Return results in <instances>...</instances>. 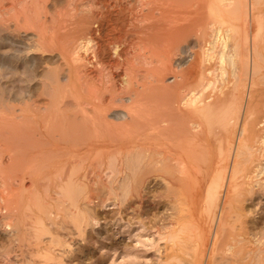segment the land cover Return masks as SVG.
I'll list each match as a JSON object with an SVG mask.
<instances>
[{
	"label": "bare ground",
	"instance_id": "1",
	"mask_svg": "<svg viewBox=\"0 0 264 264\" xmlns=\"http://www.w3.org/2000/svg\"><path fill=\"white\" fill-rule=\"evenodd\" d=\"M195 8L198 28L177 24ZM107 14L110 36L98 27ZM185 37L197 47L171 87ZM24 48L65 67L42 71L47 105L16 113L5 94L36 75ZM104 49L125 59L117 81L99 69ZM147 77L161 90L151 100ZM0 107V264H55L94 218L93 188L108 199L118 174L138 203L147 179L164 181L158 264H264V231L247 227L244 205L264 194V0H0Z\"/></svg>",
	"mask_w": 264,
	"mask_h": 264
},
{
	"label": "rangeland",
	"instance_id": "2",
	"mask_svg": "<svg viewBox=\"0 0 264 264\" xmlns=\"http://www.w3.org/2000/svg\"><path fill=\"white\" fill-rule=\"evenodd\" d=\"M54 1L59 4L63 0H60V1L54 0ZM194 11L193 12L190 11L187 14L183 12V13H181L182 16L179 14L178 15L179 19L177 17V20H178L177 24L180 26L181 25L185 26V25H189V23L191 25V23H192V25H191L192 28H198L200 25L197 23H199L198 17H199L201 10L199 11V9L197 10V8H195ZM190 13H192V14H190ZM188 15H190V16H188ZM180 16L182 18H180ZM187 17H189V18L187 19ZM195 18L197 21L195 20ZM124 19H126V17H124ZM115 21H116V16H114V15H108L107 14V16L106 15L101 16L99 21H98L99 22L98 27L100 29V33L104 36H106L109 33V36H110V33H111L110 27L112 25H114ZM112 22H113V24H112ZM193 23L195 26L193 25ZM120 24H122V22ZM120 24H119V27L121 26ZM124 33L126 35L128 32L127 31L124 32V30L120 31L121 35H124ZM134 34H135L134 37H138V35H140L137 33V30H135ZM23 35L26 36V38L24 36H19V37L25 38L24 42H26V43L23 44V46H26V47L31 46V44H32L31 43V39H32L31 36H33V35L32 34H23ZM126 39L128 40L127 36H126ZM187 39H189L190 41ZM27 43H29V44H27ZM126 43L127 42H125V44ZM123 45H122V47H123ZM179 45H180V49L178 51L179 55L174 56L171 59V62H172L171 74L169 72L163 78V79L167 80L166 81L167 84L169 86L171 85V87L173 84L176 85V83H175L176 80L171 82V80H172L171 77L174 74V73L172 74L173 70L177 74V71L179 69H183V66H184L183 63L185 62V60H187L186 55L184 53V50H187V48L191 47V46H193L194 49L197 47L193 37L182 38L179 42ZM26 49L24 48L23 49L24 52L22 51L18 54L21 56L23 55V57L25 58V61H28L27 62L28 66H31V68H34V71L30 70L29 75H31L32 72H35L36 75L35 76L33 75V77H28V79H26L28 81L23 80L24 82L23 81L22 82L24 84L22 82L18 83L20 85V87H22V88H20L21 90H19V91L17 90L16 93L5 94V95H8V96H6L7 98L8 97L10 98L9 101H12L10 104L14 105L13 108L17 111L16 113H20V111H18V110H20L21 107H22V109L23 108L29 109V108L34 107L35 106L34 104L39 105V107H44L45 105H47L49 97L46 94H40V92L43 89H45L41 86L42 81L45 80V76H44L45 72L42 73V71L45 69H46L45 71H47L49 67L51 68L54 65H58V68H59V65H60V68L65 67L61 64L62 61L59 59V57L54 53H38V52H32L30 50H26ZM25 51H28V52H25ZM101 54H102L103 63H102V65H98L99 69H101L104 62L105 63L107 62L105 64L106 66L104 65L102 67V72H104V71L106 72L107 69H108V72H110L112 70V67H113V70H112L113 73H112V71L110 73L112 74L114 80L117 81L121 72H122V68H123V65L125 63L124 62L125 59L122 58L123 56L119 57L118 62L120 61V64L116 63V65H115L114 59L109 58L106 55L107 54L106 49H104L103 53L101 52ZM179 56H181V57H179ZM57 62H58V64H57ZM109 63H111V64H109ZM117 64L119 66L121 65V67H119ZM178 66L180 68H178ZM109 68H110V70H109ZM175 68H177V70H175ZM118 72H120V73H118ZM64 75L65 74L58 75L60 83H61V81L62 82L65 81V80H63V77H62ZM29 78H31V79H29ZM41 79H43V80L41 81ZM149 79H150V77H147L145 82H144L145 86L143 85L144 86L143 94L145 95L147 92V94L144 96L146 98V100L154 99L153 97H155L157 94H159L161 92V90L159 89L160 90V92H159L158 88H156V87L154 88V90L148 91L149 88L153 89V87H154L153 85L155 84V82L152 78L150 80ZM149 83L152 86H150ZM146 85H148V86H146ZM40 86L42 87L41 90H40ZM25 87H29V88L28 89L26 88V90H25L24 89ZM38 91H40V92H38ZM36 94H39V95L36 96ZM41 95H43V96H41ZM64 96H61V95L55 96L53 94V97L55 99L58 98V100H60V99L63 100L65 107H74V105L71 106L72 102L70 100V95H68V96L66 95L65 97ZM121 96L124 97L123 98V101H124L123 104H126L128 94L127 93L121 94ZM67 101H69V102H67ZM25 102H26V105H25ZM118 104H120V103H117L116 104L117 106L112 105V107H119ZM15 105H18V106H15ZM23 105H24V107H23ZM7 109L8 108H6V107H0V112H7L8 111ZM116 114H120V112H118ZM102 172H103L102 175L107 174V177H106V175L105 176L103 175V178L106 177L107 179L110 178V180H111L115 177V175L109 173L110 171H108L107 169H105ZM120 178L122 179L121 174H118L115 177V182H114L115 184H113V186L116 187L115 190H117V189L118 190L117 191L114 190V195H113V193L110 194L108 199H107L108 195L106 194L108 192H106V193L103 192L104 188L103 189L93 188V190L91 192H94V193H92L93 194L92 197H94V198H93L92 202L87 205V209L90 208V210L88 209V211L91 213L93 212L92 215L94 218L90 220V223H89L90 225L85 226L83 234H79V235L77 234V236H76V232H74V233L72 232L70 234H67L66 238L68 240L67 241L68 245H67V247L64 246L65 253H63V252L58 253L56 251V253H58L60 261L58 260L59 258L57 257L58 259L56 260L57 262H55V264H81V263L92 264L94 262H95V264H158L159 263V259H158L159 258V253H158L159 251H158V249H160V251H161L160 245L162 246L163 241L161 240L162 241L161 242L158 239V234L154 228H156L155 225L158 224L160 221H162L163 218L169 212L167 203H166L165 199L162 197L163 192L165 191L164 181L161 182L162 179H159V177H150L149 179H147V181L144 185L145 190L142 193L143 195H146V199H143L141 202L142 204H141L138 202H133L132 198H134V197H130V196L128 197L127 196L126 198H124L125 195L120 188V183L122 181ZM117 187H119V188H117ZM119 190H120V192H119ZM104 191H106V190L104 189ZM116 192L119 194H117ZM103 193L106 196H104ZM115 194L119 195V196L117 197ZM105 197H106V199H105ZM120 197H121V202H122L121 204L119 201L120 199H118ZM122 198H124V199H122ZM102 200H104V202ZM244 205H246L245 206L246 209L249 207L248 210H250L249 211L250 214L248 213L246 215V220H245L247 223V227L249 229L253 228L252 230H254V231H258V230L264 231V194L261 196H258L255 199H247L244 202ZM253 210H254V212H253ZM60 232L68 233L70 231L60 229ZM69 244H70V246H69ZM66 248H68V249H66ZM90 261H91V263H90Z\"/></svg>",
	"mask_w": 264,
	"mask_h": 264
}]
</instances>
